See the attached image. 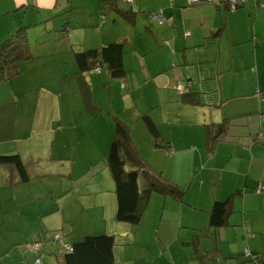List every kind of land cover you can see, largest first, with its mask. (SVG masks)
Masks as SVG:
<instances>
[{
  "label": "crops",
  "instance_id": "obj_1",
  "mask_svg": "<svg viewBox=\"0 0 264 264\" xmlns=\"http://www.w3.org/2000/svg\"><path fill=\"white\" fill-rule=\"evenodd\" d=\"M116 1L123 13L110 10L99 43L128 44L130 81L128 94L120 82L112 88L111 105L121 96L127 116L120 118L147 169L178 186L182 199L153 193L139 225L119 222L107 160L112 123L76 120L47 82L61 58L69 67L62 81L70 77L74 92L65 32L87 14L97 21L93 12L105 10L104 0H0V46L25 28L33 54L21 76L0 81V155L21 154L30 176L23 183L0 163V264H33L29 245L37 242L43 264H64L67 247L101 235L115 239L114 264H248L246 249L264 257V190L254 192L264 187V0H246L236 11L187 0ZM107 82L117 80L109 73ZM179 82L199 105L181 102ZM144 115L168 147L158 146ZM223 121L209 151L206 125ZM40 156L48 161L43 169ZM229 198L227 224L212 227L215 202Z\"/></svg>",
  "mask_w": 264,
  "mask_h": 264
},
{
  "label": "trees",
  "instance_id": "obj_2",
  "mask_svg": "<svg viewBox=\"0 0 264 264\" xmlns=\"http://www.w3.org/2000/svg\"><path fill=\"white\" fill-rule=\"evenodd\" d=\"M123 1L127 3V5H137V0H132V2ZM253 1L257 3L260 0ZM117 2L116 0H104V8L117 11L121 14L123 10L118 9L119 5ZM245 2L246 0H213L210 3L191 5L189 0H187V5H225L230 11H236L242 7ZM154 14L156 13H150L153 19ZM161 18V23L154 20L157 24L165 23L166 21L163 15ZM104 19L105 16L102 15L100 23L91 24L89 27V31L92 32L91 35L100 34L102 28L101 22H103ZM74 30L69 32L66 31L65 35L67 33L68 40L70 41V53L76 70L75 75L83 77H87L88 75L102 76L106 69L113 79H119L122 89L128 94L129 89H125L128 74L126 65L128 44L126 42H115L102 47L92 48L85 43L76 47V43L71 41ZM15 34L7 43L0 46V81L9 82L21 76L24 72V62L33 58L29 42L30 39L25 28L18 31V36ZM189 35V33H186V36ZM183 87L185 88L184 84L179 82L177 89L181 94V102L187 105H199L200 101L197 97V93L188 92L187 94L182 90ZM118 117H115L114 135L107 160L118 198L117 220L122 223L136 226L139 225L142 220L151 194H169L175 199L181 200L183 191L175 184L166 180L161 174L147 169L145 162L137 151L136 145L131 139L130 127L122 118ZM143 119L150 133L155 137L156 141L158 140V146L168 147L167 144L162 143L163 141L159 137L157 126L152 118L149 115H144ZM226 126L227 124L225 121L206 125V146L209 151H214L219 138L226 130ZM0 163L5 164L17 173L21 182L27 183L29 181V172L21 154L0 155ZM263 190L264 187L259 185L254 189V192L262 193ZM236 193L241 194L242 192L239 191ZM232 196H234V194ZM230 204L231 198L225 201L218 200L215 202L210 214L212 227L221 228L227 224V219L231 213ZM56 235L55 240L57 241ZM114 246L115 239L112 236H87L73 246L67 247V251L64 255V264H114ZM35 247H37V249ZM29 248L31 251L37 253L36 260L33 264H43L42 257H44V255H41L40 251L42 249V244L40 242L32 243L29 245ZM243 257L248 261V264H264V257L258 254H252L247 249ZM39 260L41 263L38 262Z\"/></svg>",
  "mask_w": 264,
  "mask_h": 264
},
{
  "label": "rangeland",
  "instance_id": "obj_3",
  "mask_svg": "<svg viewBox=\"0 0 264 264\" xmlns=\"http://www.w3.org/2000/svg\"><path fill=\"white\" fill-rule=\"evenodd\" d=\"M93 15L97 19V21H95L91 16H89V14H87L86 17L84 18L81 17L78 21H74L73 23L74 27L72 29L75 30H74V34H72V38L74 42L77 44V46L85 44L86 35H87V31L89 30V27L91 26L92 23L93 24L98 22L100 23L102 15H104L106 18L105 24L101 29L102 34H104L105 31L108 29L107 22L110 21L109 18L110 10L108 9L104 10L103 8H101V11L99 13H96L94 11ZM149 17H151L150 14ZM90 38H93V42L89 43L90 47L95 48L100 46L99 43L100 35H90ZM55 61L56 64L54 66V70L59 69L60 71L56 72V74L53 76L54 78H50L47 82L53 86H56L58 94L62 97L63 111L64 109H66L69 114H77L78 116H75L76 120L79 119V116L82 114L83 115L82 122L89 123L90 126L94 122L95 117L100 116L102 119L106 121L107 126L110 121L114 128H115V117L127 116V112L124 111V107L121 101L122 99L121 96H116L117 104L115 106L111 105L110 98L112 97V88L114 87V89H118L119 87L118 84L120 83H119V79H116L117 83L115 84V86L114 83L107 82L106 83L107 88H106L105 85L103 84V80L107 79V75H108L106 69L104 70L102 76L88 75L87 77L78 76L76 78H72L74 92L69 93L68 91L69 88L67 86V83L69 80H71V78L69 77L68 79L62 81V74L66 73V70L69 67L66 66L65 61L62 60L61 58ZM126 63H127V58H126ZM127 80L129 79L127 78ZM98 82L104 85V88L101 89L100 88L101 86ZM100 132H101V136H104V130H102V128H100ZM110 135L112 136V139L110 141L111 144L113 140V134ZM84 142H86V139L84 140ZM40 158L42 160L45 157L40 156ZM42 161L43 162L37 163L40 169H43V167L45 168V163L48 162L47 160H42ZM75 209L76 207L72 209V211Z\"/></svg>",
  "mask_w": 264,
  "mask_h": 264
},
{
  "label": "built area",
  "instance_id": "obj_4",
  "mask_svg": "<svg viewBox=\"0 0 264 264\" xmlns=\"http://www.w3.org/2000/svg\"><path fill=\"white\" fill-rule=\"evenodd\" d=\"M125 1H128V2H132V0H125ZM190 1V0H189ZM230 1H234V0H230ZM153 17H154V19L155 20H157L159 23H161L162 22V15L161 14H158V13H156V14H154L153 15ZM180 87V86H179ZM56 239H59V236L58 235H56ZM36 249H37V247H35ZM69 248V247H68ZM39 263H41L40 262V260L38 261Z\"/></svg>",
  "mask_w": 264,
  "mask_h": 264
},
{
  "label": "water",
  "instance_id": "obj_5",
  "mask_svg": "<svg viewBox=\"0 0 264 264\" xmlns=\"http://www.w3.org/2000/svg\"><path fill=\"white\" fill-rule=\"evenodd\" d=\"M212 1L213 0H190L189 3L191 5H196V4H199V3H210Z\"/></svg>",
  "mask_w": 264,
  "mask_h": 264
}]
</instances>
